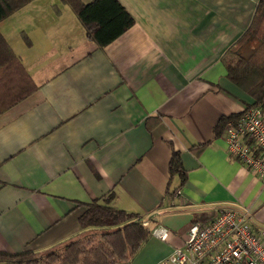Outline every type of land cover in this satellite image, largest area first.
Returning a JSON list of instances; mask_svg holds the SVG:
<instances>
[{"label":"crops","instance_id":"obj_1","mask_svg":"<svg viewBox=\"0 0 264 264\" xmlns=\"http://www.w3.org/2000/svg\"><path fill=\"white\" fill-rule=\"evenodd\" d=\"M117 1L133 24L103 48L60 0H33L0 22L36 86L0 113V253L71 239L88 205L110 194L112 208L168 232L166 241L151 233L129 264L182 248L197 213L245 209L264 228V187L214 135L252 104L221 57L258 0ZM70 36L77 52L62 56L56 46ZM172 149L187 175L179 195Z\"/></svg>","mask_w":264,"mask_h":264},{"label":"trees","instance_id":"obj_2","mask_svg":"<svg viewBox=\"0 0 264 264\" xmlns=\"http://www.w3.org/2000/svg\"><path fill=\"white\" fill-rule=\"evenodd\" d=\"M33 0H0V22ZM70 7L85 30L88 40L103 48L121 36L133 24L132 17L117 0H60ZM230 83L252 100L250 106L264 110V0H258L250 24L240 39L221 57ZM36 86L0 34V113L23 100ZM221 119L214 129L220 137ZM201 147L199 150H201ZM169 173L180 178L175 194L185 185L186 171L180 154L172 149ZM112 195L96 199L80 217L78 235L45 251L18 255L0 253V264H129L151 237L152 228L143 226L134 214L110 206ZM218 211L193 215L191 223L209 222Z\"/></svg>","mask_w":264,"mask_h":264},{"label":"built area","instance_id":"obj_3","mask_svg":"<svg viewBox=\"0 0 264 264\" xmlns=\"http://www.w3.org/2000/svg\"><path fill=\"white\" fill-rule=\"evenodd\" d=\"M221 136L228 155L264 187V111L248 107L226 121ZM152 233L162 241L168 238L166 229ZM157 264H264V228L253 226L249 211L224 207L209 222L190 223L183 247Z\"/></svg>","mask_w":264,"mask_h":264},{"label":"rangeland","instance_id":"obj_4","mask_svg":"<svg viewBox=\"0 0 264 264\" xmlns=\"http://www.w3.org/2000/svg\"><path fill=\"white\" fill-rule=\"evenodd\" d=\"M80 40L78 39V37L76 36H70L68 37V39L66 40V43L63 45H59V46H56V50H58V52L63 56V55H72L74 53H76L77 51L75 50L77 48V46L80 44L79 42ZM74 51L73 53H70ZM62 61H58L56 62V66L58 64H61Z\"/></svg>","mask_w":264,"mask_h":264}]
</instances>
